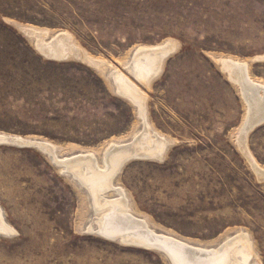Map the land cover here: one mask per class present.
<instances>
[{
  "label": "rangeland",
  "instance_id": "374dc122",
  "mask_svg": "<svg viewBox=\"0 0 264 264\" xmlns=\"http://www.w3.org/2000/svg\"><path fill=\"white\" fill-rule=\"evenodd\" d=\"M22 26L68 32L148 95L149 123L173 142L162 162H131L119 173L116 185L135 216L193 246L216 248L226 234L244 232L256 252L250 264H264V182L237 145L240 94L212 60H247L264 81V62H254L264 56V0H0V134L48 141L65 158L130 142L143 125L96 71L47 60ZM169 40L175 54L151 88L118 62L137 46ZM247 146L264 167V125ZM0 206L16 232L0 235V264H170L160 253L87 234L86 190L37 150L0 146Z\"/></svg>",
  "mask_w": 264,
  "mask_h": 264
},
{
  "label": "bare ground",
  "instance_id": "6f19581e",
  "mask_svg": "<svg viewBox=\"0 0 264 264\" xmlns=\"http://www.w3.org/2000/svg\"><path fill=\"white\" fill-rule=\"evenodd\" d=\"M20 31L47 60H75L91 67L105 79L113 93L136 109L143 129L133 132L130 142L116 138L117 140L104 144L103 149L65 158L58 155L62 149L48 141L38 142L0 134V146L37 150L46 156L62 176L70 177L71 181L82 186L93 210L86 228L87 234L91 236H98L125 247L160 253L170 264H250L256 252L250 237L244 232H238L233 237L226 234L224 241L216 248L193 246L189 241L158 234L149 220L147 222L134 215L135 208L131 206L126 191L116 185L119 173L131 162H162L173 142L163 137L149 123L148 95L114 64L82 50L74 41V36L68 32L52 35L48 30L25 26ZM176 48L177 43L173 40L154 46L140 45L133 50L127 63H123V60L118 62L146 88H151V83L160 74L164 61L175 54ZM259 58L261 57L256 59ZM212 60L228 82L237 89L244 102L245 115L238 130L237 145L257 180L264 182V167L257 163L247 146L249 134L264 122V81L251 75V63L247 60L223 55H216ZM107 73L112 83L106 78ZM110 193H117V197L110 198ZM15 234L14 228L6 222L0 206V235L13 237Z\"/></svg>",
  "mask_w": 264,
  "mask_h": 264
},
{
  "label": "water",
  "instance_id": "95a60500",
  "mask_svg": "<svg viewBox=\"0 0 264 264\" xmlns=\"http://www.w3.org/2000/svg\"><path fill=\"white\" fill-rule=\"evenodd\" d=\"M264 57V56H263ZM254 62H264V58H259V59H255L254 60ZM239 98H240V100L242 101V103L244 104V102H243V100H242V98L239 96ZM262 125H264V122L261 124V125H259L258 127H261ZM257 128V127H256ZM256 128H254L253 130H255Z\"/></svg>",
  "mask_w": 264,
  "mask_h": 264
}]
</instances>
